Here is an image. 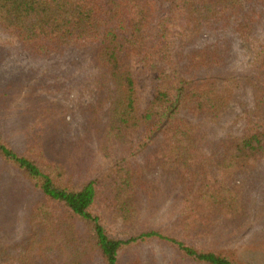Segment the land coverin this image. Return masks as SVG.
<instances>
[{"label":"trees","instance_id":"16d2710c","mask_svg":"<svg viewBox=\"0 0 264 264\" xmlns=\"http://www.w3.org/2000/svg\"><path fill=\"white\" fill-rule=\"evenodd\" d=\"M0 26L33 60L90 54L94 102L76 146L110 161L84 179L55 157L70 126L61 107L33 104L21 151L0 135V264H124L153 244L170 264H247L213 244L245 226V177L264 162V0H0ZM234 39L254 48L244 76L230 70ZM133 65L157 75L143 109ZM166 192L172 233L144 221ZM21 197L26 222L9 226Z\"/></svg>","mask_w":264,"mask_h":264},{"label":"rangeland","instance_id":"374dc122","mask_svg":"<svg viewBox=\"0 0 264 264\" xmlns=\"http://www.w3.org/2000/svg\"><path fill=\"white\" fill-rule=\"evenodd\" d=\"M264 41V29L259 33ZM214 41V36L207 35L199 39V45ZM233 58L231 73L244 76L247 65L252 60L253 46L233 40ZM70 55V56H68ZM59 60H33L17 39L0 26V135L9 141L15 149L21 151L25 146V134L29 124L33 104L40 101L56 103L61 107L70 126L66 140L57 149L55 157H60L71 169L83 167L84 179H98L109 168L110 161L98 155L94 144L77 147V139L87 134L86 118L91 114L90 106L94 102L92 83L97 75L90 54L72 51ZM78 59H74L76 57ZM135 81L140 97V107L145 108L154 96L157 75L142 71L133 65ZM9 96L4 97L3 94ZM6 187L17 185L19 176L3 169ZM76 174L81 175L80 171ZM246 195L249 196L251 213L245 226L235 231L232 229L227 239L213 244L220 250L234 253L237 259L247 264H264V162L257 171L245 177ZM152 212L144 221L150 226L172 233L179 213V205L174 192H166L156 200ZM30 200L18 199L13 205L9 226L25 224ZM13 217L15 222L12 221ZM5 224V225H7ZM4 225V224H3ZM23 230L21 228L19 231ZM232 232H236L232 234ZM21 236V233L19 235ZM141 258L150 264H170L173 253L156 244L142 246L130 251L124 258V264Z\"/></svg>","mask_w":264,"mask_h":264}]
</instances>
